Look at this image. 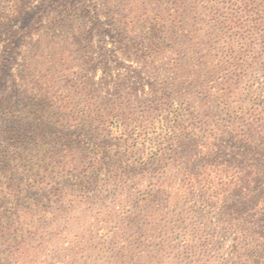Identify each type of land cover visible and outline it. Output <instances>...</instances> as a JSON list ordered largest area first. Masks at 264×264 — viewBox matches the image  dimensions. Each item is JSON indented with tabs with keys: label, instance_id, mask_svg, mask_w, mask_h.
Returning <instances> with one entry per match:
<instances>
[{
	"label": "rangeland",
	"instance_id": "1",
	"mask_svg": "<svg viewBox=\"0 0 264 264\" xmlns=\"http://www.w3.org/2000/svg\"><path fill=\"white\" fill-rule=\"evenodd\" d=\"M175 9L179 13L174 18ZM177 52L183 60L189 58L192 68L203 69L199 83L217 86L220 94H228L236 106L245 88L264 86V0H0V103L7 100L13 104L6 120L0 110V126L10 129L16 124V116L28 101V88L33 84L40 90L39 98H46L50 91L53 100H70L76 110L91 104L96 114L103 105L119 104L122 122L133 119L155 130V91L173 81L172 74L165 71L163 58L174 59ZM184 73H179V80H185L181 78H186ZM221 103L219 100L210 111L213 117L209 130L216 144L211 149L213 154L201 156L193 163L204 172L203 176L211 173L216 182L241 180L244 189L217 197L197 192L192 198L198 203L185 206L173 204L167 194H159L174 218L173 224L178 226L188 216L191 229L199 224L209 227L215 221L217 207L227 204L228 196H232L229 204L235 209L243 202L249 203L250 210L261 207L258 194L256 198L243 199L252 185L250 177L248 181L247 177L244 181L240 177L249 173L252 161L246 147L225 131L226 116ZM252 106L260 110L264 98L256 97ZM263 114L264 111L253 118L261 129ZM244 119L236 123H244ZM183 120L188 126L200 123L199 119L186 116ZM111 121L108 119L105 125L96 122L90 129L70 127L66 132L68 138L77 139L74 146L79 141L84 143L89 158L91 151L104 152L109 157L122 147L120 133L119 137L109 133ZM53 130H43L51 147L58 140V136L49 135ZM158 142L164 141L160 138ZM185 142L188 147H195L196 142ZM87 159L77 163L79 172L93 184L87 203L70 207L71 194L78 200L81 197L72 187V171L64 172L68 196L63 202H54L58 198L55 189L45 186L46 195L53 197L51 207L59 216L58 228H73L71 234L63 231L59 243H47L55 227L43 221L36 226L40 233L31 246L46 247L49 264H264L261 251L250 255L226 253L230 243L226 237L213 244L187 248L179 241L178 228L167 230L165 216H154L160 226H153L152 230L147 227L153 215L136 200L157 183L175 181L176 188L188 187L191 178L183 165L148 175L143 185L133 184L130 190L123 191L117 170L106 163L101 169L94 164V158ZM39 193L40 190L29 188L23 199L28 202L29 198L41 197ZM154 206L148 210L153 212ZM190 208L194 214L188 213ZM128 209L139 216V222L121 232L120 215ZM211 230L208 228L207 232ZM259 231L263 236L264 223ZM253 242L249 239L245 243ZM34 264L41 263L35 259Z\"/></svg>",
	"mask_w": 264,
	"mask_h": 264
},
{
	"label": "trees",
	"instance_id": "2",
	"mask_svg": "<svg viewBox=\"0 0 264 264\" xmlns=\"http://www.w3.org/2000/svg\"><path fill=\"white\" fill-rule=\"evenodd\" d=\"M172 13L175 18L179 11L175 9ZM183 59L179 52L174 59L163 58L165 71L172 74L173 81L155 91L154 109L158 117L155 130H150L153 126L142 125L143 122L133 119L122 122L119 119V104L113 107L103 105L96 114L91 104H85L76 110L72 108L70 100L69 102L61 98L53 100L49 96L50 91L46 98H39L40 90L37 85L30 84L32 87L28 89L31 95L20 108L16 124L10 129L9 126H0V264H34L35 259L41 264H49L47 248L34 249L31 246V242L40 233L36 226L43 221L55 227L47 243H59L63 231L71 234L73 228L72 225L63 231L58 228L59 216L51 207L53 197L46 195L45 186L51 185L55 189L58 198L54 202H63L68 196L64 172L72 171L74 172L71 177L72 187L80 192L81 197L78 200L71 194L70 207L87 203L93 184L87 180L85 174L79 172L80 166L77 164L78 161L82 163L85 157L94 158L92 159L94 164L101 166V169L107 164L117 170L120 189L123 191L130 190L133 184L143 185L148 175L162 173L172 165H183L186 175L191 178L187 185L189 188H176L175 181L157 183L152 190L144 192L136 200V204L140 203L147 209L148 214L153 215L147 222L150 224L147 227L151 226L152 230L153 226H160L157 223L159 219H155L154 216L161 215L167 219L166 225L169 227L167 230L178 228L179 241L187 248L202 243L213 244L226 237L230 241L226 253L250 255L261 251L264 254V235L259 234L264 223V128L257 127L253 120L264 111V106L260 110L252 106L256 97L264 98V86L255 90L245 88L238 96L236 106H233L230 96L220 94L217 86L206 87L204 83H199L203 69L198 66L192 68L189 58ZM180 72H185L186 78L181 75V78L185 79L183 81L178 79ZM219 100H222L220 106L226 116L225 131L233 135L241 146L246 147L252 161L249 173L240 177L242 181L245 177L248 181L250 177L249 184L252 185L243 199L248 196L256 198L255 194H258L257 199L260 198L261 207L256 206L250 210L249 203L243 202L239 209H235L234 205L229 204L232 196H228L227 204L217 207L215 221H212L209 227L207 224H199L191 229L187 221L188 216L183 218L178 226L173 224L174 218L166 211L167 208L159 194H167L166 198L170 202L178 205L183 203L185 206L186 203H195L194 205L198 203V200L192 198L197 192L203 196L207 194L214 197L221 194L225 196L229 191H238V188L244 189L241 180L216 182L211 173L203 176L204 172H200L193 163L201 156L213 154L211 149L216 144L212 139V130H209L213 117L210 111L217 106ZM12 109V103L2 100L0 110L5 120L10 116ZM185 116L192 120L199 119L200 123L198 122V126L185 125L183 120ZM242 118H245L244 123H236ZM108 119H112L109 133L117 134V137L120 133L122 140V147L109 157L104 152L91 151L92 156L89 158V150L83 148V142L79 141L78 145L74 146L77 140L75 136L68 138L66 131L70 127L90 129L96 122L105 125ZM31 128H37V131H31ZM47 128L54 129L49 135L58 136L56 146L51 147V143L49 144L46 137H43V130ZM95 128L100 129V126L96 125ZM160 138L164 142L159 143ZM185 141L196 142L195 147H188ZM101 155L104 156L101 158ZM235 173L239 175L241 172ZM206 176L208 179H204ZM29 188H35L37 192L40 190L41 197H32L25 202L23 197ZM153 204L155 206L152 212L148 209ZM243 209L244 212L241 211ZM188 213L194 214L195 211L190 208ZM120 216L123 220V226H119L121 232L139 222V216L131 209L123 211ZM208 228L212 230L207 232ZM207 234H210L209 237ZM253 235H258V238H253ZM249 239L254 241L253 245L245 243ZM128 241L130 239L126 240ZM61 263L64 264L62 261Z\"/></svg>",
	"mask_w": 264,
	"mask_h": 264
}]
</instances>
